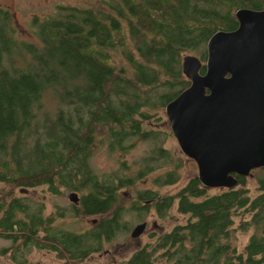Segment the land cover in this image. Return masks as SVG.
<instances>
[{
    "label": "trees",
    "instance_id": "1",
    "mask_svg": "<svg viewBox=\"0 0 264 264\" xmlns=\"http://www.w3.org/2000/svg\"><path fill=\"white\" fill-rule=\"evenodd\" d=\"M102 2L59 6L38 22L35 41L24 40L12 16L0 13V182L77 191L79 206L64 217L108 215L84 231L67 230L14 199L0 205V235L52 249L64 264H83L133 229L129 216L144 222L155 211L166 219L176 208L182 223L152 232L118 264H264V168L252 170L254 191L248 176L235 175L233 188L210 189L195 175L174 192L140 189L121 203L124 188L164 166L171 168L156 185L180 181L183 162L165 146L170 132L152 125L190 85L184 57L206 61L210 38L236 30V11L264 9V0ZM101 128L112 152L130 151L136 139L150 142L133 177L93 168ZM250 230L241 248L237 234Z\"/></svg>",
    "mask_w": 264,
    "mask_h": 264
},
{
    "label": "water",
    "instance_id": "2",
    "mask_svg": "<svg viewBox=\"0 0 264 264\" xmlns=\"http://www.w3.org/2000/svg\"><path fill=\"white\" fill-rule=\"evenodd\" d=\"M235 15L236 30L210 38L206 63L184 57L190 85L165 108L182 152L196 162L199 180L210 189L233 188L235 175L264 168V9L240 8ZM69 198L80 202L75 191ZM147 226L136 224L131 236L140 237Z\"/></svg>",
    "mask_w": 264,
    "mask_h": 264
},
{
    "label": "rangeland",
    "instance_id": "3",
    "mask_svg": "<svg viewBox=\"0 0 264 264\" xmlns=\"http://www.w3.org/2000/svg\"><path fill=\"white\" fill-rule=\"evenodd\" d=\"M16 4L14 8L11 7L14 18L19 21L22 25V29L19 31L20 36L24 40L35 41L38 31V21L37 17L34 15L41 16L39 19H43L48 14L54 13L57 11V7L60 5H74L81 7L99 5L103 3V0H15ZM6 2L11 3V0H0V4ZM203 63L206 61L202 60ZM152 128L156 130H161L168 133L165 146L169 149L173 155L181 159L182 166L180 167L181 179L178 183L171 186L159 187L155 184L154 180L157 176L163 174L171 166H164L159 168L149 174H145L142 178L135 179L133 184L124 188L121 191L122 198L121 203H129L135 196L136 190L140 189H154L160 190L161 192H174L178 188L182 187L187 183V181L198 175V166L196 162L189 157H187L181 150L178 140L174 136L170 123L168 121L165 110L162 112V117L155 121L152 125ZM104 128H101L99 137L102 138V141L96 142L93 147V157L91 159V164L93 168L99 174L107 172H119L123 174L127 172L130 177L134 176V173L139 168L138 162L142 160L144 153L148 151L151 147L150 142L145 139H136L133 143V149H130L128 152H123L117 150L115 152L110 151L108 145V138L103 131ZM257 172H252L248 179V184L252 188V191L255 190L257 182ZM133 180V179H132ZM22 186H17L16 193L19 195V189ZM14 186L6 185L5 183L0 182V192H12ZM29 195L33 196L37 200H43L47 197L48 212L55 209V204L62 207H70L71 201L69 200V193L71 190L64 189L62 194L59 196H51L45 189V187L29 188ZM214 190V189H213ZM176 209V208H175ZM175 209H172V216L167 217L166 219H161L158 217L155 211H151L144 221L148 222L146 231L138 238H133L131 236V231L126 235L119 236L113 242L108 243L103 252L95 253L90 256L83 264H118L119 262L129 258L133 251L138 249L141 245L145 244L152 239L151 233L154 231L160 232L162 230L171 229L178 223H182L185 220V216L178 214ZM67 210V209H66ZM106 214H95V215H82L78 217L66 216L62 220L57 221V225L72 229L75 231H84L89 228L95 221L106 217ZM129 222L132 223V227L136 224L141 223L142 221H136L129 216ZM136 221V222H135ZM252 230L248 232H238L237 234V244L242 248L245 243L249 240ZM11 242L5 238L0 237V249L4 246H9ZM57 256V255H56ZM31 262H36L37 264H64V261L58 257H55L53 252L43 251L35 249L32 251L30 260ZM0 264H14L12 260H6L3 257V260H0Z\"/></svg>",
    "mask_w": 264,
    "mask_h": 264
},
{
    "label": "flooded vegetation",
    "instance_id": "4",
    "mask_svg": "<svg viewBox=\"0 0 264 264\" xmlns=\"http://www.w3.org/2000/svg\"><path fill=\"white\" fill-rule=\"evenodd\" d=\"M11 1H12L11 3L6 2L4 4H0V13L7 12L10 16H12L14 24L17 27L18 35H20L19 31L22 29V25H21V23L19 21L16 20V18H14L13 12L11 10V7L14 8V5L16 4V1L15 0H11ZM51 14H53V13H51ZM51 14L47 13V15L45 17H48ZM34 16L37 17V21L38 22L42 21L45 18V17H43V19L41 20V19H39L41 16H39V15H34ZM6 185H9V184H6ZM12 186H14V189L12 190V192H3V191L0 192V205L5 204L6 202L9 203L10 201L16 199L18 202H20L23 205H25L27 207V209H32L29 206L39 207L43 216H45V217H54L55 218V226H58L57 225V221L58 220H62V218H65L66 216H68V215H65V217H64V214H66L68 212H72L73 209L78 207L79 203H80L79 202V203L75 204L69 198V200L71 201L70 207H62L60 205L55 204V209H53L52 211L48 212L47 211L48 210V205H47L48 204L47 203L48 199H47L46 196L43 198V200H37L33 196L29 195V192H30L29 188L36 189L37 187H23L22 186L19 189L20 194L18 195L16 193L17 185H12ZM63 190H60L59 192H56V191L52 192L50 190H46V191L51 196H59V195L62 194ZM73 191H75V190H71L70 192H73ZM75 192H77V191H75ZM79 196H80V194H79ZM68 197H69V195H68ZM74 213H75V211H74ZM19 215H22V216L28 215V211L26 210V211L20 212ZM72 216H74V214ZM59 227L63 228V229H67V230H72V229L61 227V226H59ZM0 237L1 238H5V239H7V240H9L11 242V244L9 246H4V247H2L0 249V260H3V257H5L6 260H12L13 263H14L13 260H20V259H22V260H30V256H31L32 251L35 250V249H39V248L34 247V246L33 247H29V246L26 245V243L24 244L22 241H20L18 243V242H14L11 238H7V237H4L2 235H0ZM39 250L53 252L55 257H57L56 256L57 255L56 251H53L52 249L41 248ZM14 264H16V263H14Z\"/></svg>",
    "mask_w": 264,
    "mask_h": 264
}]
</instances>
